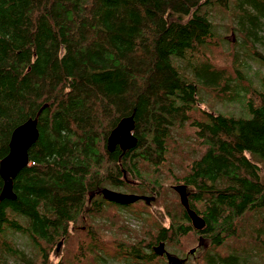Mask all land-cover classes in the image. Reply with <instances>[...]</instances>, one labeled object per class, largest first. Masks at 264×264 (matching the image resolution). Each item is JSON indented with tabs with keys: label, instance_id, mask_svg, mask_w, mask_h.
<instances>
[{
	"label": "trees",
	"instance_id": "trees-1",
	"mask_svg": "<svg viewBox=\"0 0 264 264\" xmlns=\"http://www.w3.org/2000/svg\"><path fill=\"white\" fill-rule=\"evenodd\" d=\"M253 60L264 67V0H0V162L17 127L33 117L39 131L15 199H0V264H168L161 244L186 264H264ZM204 94L238 110L204 108ZM128 116L136 146L109 151ZM183 137L200 156L178 152ZM168 181L186 186L202 229L180 200L166 205ZM109 185L151 204L91 196Z\"/></svg>",
	"mask_w": 264,
	"mask_h": 264
},
{
	"label": "water",
	"instance_id": "water-1",
	"mask_svg": "<svg viewBox=\"0 0 264 264\" xmlns=\"http://www.w3.org/2000/svg\"><path fill=\"white\" fill-rule=\"evenodd\" d=\"M135 119L133 116L123 118L116 128L111 132L107 141L109 151H114L117 147L128 150L136 146L137 137L134 134ZM39 136L38 119L30 118L25 123L17 127L10 138L9 152L0 162V176L4 181V186L0 199H15L13 192V180L19 172L29 163V149L35 144ZM174 190L179 194L182 205L187 209L188 215L194 228L200 230L204 227L205 221L195 211L189 208L188 193L185 185H177ZM107 201L122 205L136 203L140 197L134 194L116 192L110 189H102L101 192ZM159 255L166 253L168 264H186L185 260L169 254L164 244L156 249ZM195 249L190 251L191 254Z\"/></svg>",
	"mask_w": 264,
	"mask_h": 264
},
{
	"label": "rangeland",
	"instance_id": "rangeland-1",
	"mask_svg": "<svg viewBox=\"0 0 264 264\" xmlns=\"http://www.w3.org/2000/svg\"><path fill=\"white\" fill-rule=\"evenodd\" d=\"M225 27V25H224ZM225 34V33H224ZM226 40L227 41H230V42H236V39L235 37H233V35H229L226 37ZM220 63V62H218ZM252 65H253V69L254 70H259V72L261 73V75L264 77V67L260 65V63H258L257 61L253 60L252 61ZM253 83L255 85H257L258 81L253 79ZM204 97L206 98V102L202 105L204 108H207L209 105H215V108L218 110V111H221V112H226V111H229L230 110H238V105L236 104H223V103H215V101L213 102V99L209 97L208 94H204ZM179 142V148H178V152L181 154V155H191V158H194V157H198L201 155V151L199 149H197V147L188 139V138H185L183 137L180 141L178 140ZM194 149H197V154L193 155V150ZM191 161V160H190ZM190 161H186V158L183 159L182 157H178L177 158V162L174 161L172 162L173 163V166L177 169V172H179L180 169H183L184 171L186 170L187 168V165ZM176 163H177V166H176ZM181 163V164H179ZM186 167V168H185ZM179 175H181V173H178ZM167 186H175L174 184H170V181H168L166 183ZM168 201H165L166 205H169L171 201H177L179 200V196L176 194H174L173 191L170 192L169 196L167 197ZM152 211H156L157 214L160 216L163 217V208L158 204L156 206H154V208L151 209ZM124 213V216L127 217V219L132 223V225L134 227H138L139 224L137 223V219L133 218L129 213L128 211H122L120 213L123 214ZM165 223H168L167 220H164ZM14 238L16 239V241L18 242V244L22 247V248H25L27 250H29L31 247H30V244H29V241L26 237L22 236L20 233H16L14 235ZM192 250V249H191ZM193 260L191 259L190 262H192ZM117 264H124V263H117Z\"/></svg>",
	"mask_w": 264,
	"mask_h": 264
},
{
	"label": "flooded vegetation",
	"instance_id": "flooded-vegetation-1",
	"mask_svg": "<svg viewBox=\"0 0 264 264\" xmlns=\"http://www.w3.org/2000/svg\"><path fill=\"white\" fill-rule=\"evenodd\" d=\"M119 163H121V162H118V164ZM174 185H176V184H174ZM105 189V188H108V189H111V190H113V191H120V190H117L116 188H114V187H111L110 185L109 186H103V187H98L95 191H92L91 192V196H93V195H97V196H99L100 198H102V199H104V196H103V194L101 193L102 192V189ZM120 192H122V191H120ZM148 197V195L146 196V198ZM150 197V196H149ZM148 197V199L147 200H145V199H142V201L143 202H145L146 204H151V202H150V198ZM110 202V201H109ZM139 202V201H138ZM133 205V204H132ZM105 207H106V205H105Z\"/></svg>",
	"mask_w": 264,
	"mask_h": 264
},
{
	"label": "bare ground",
	"instance_id": "bare-ground-1",
	"mask_svg": "<svg viewBox=\"0 0 264 264\" xmlns=\"http://www.w3.org/2000/svg\"><path fill=\"white\" fill-rule=\"evenodd\" d=\"M37 117V116H36ZM33 118V117H32ZM175 163V162H174ZM120 164V163H119ZM134 164V163H133ZM179 164H181V163H179ZM118 165V164H117ZM141 166V165H140ZM176 166H177V163H176ZM142 167V166H141ZM138 168V167H137ZM147 170H148V167H147ZM141 171V170H140ZM164 173V172H163ZM151 174V173H150ZM158 176V175H157ZM163 177V176H162ZM132 179V178H131ZM102 181V180H101ZM104 181H106V180H104ZM109 183V182H108ZM163 184V183H162ZM181 184V183H180ZM141 186V185H140ZM149 187V186H148ZM151 190V189H150ZM144 192V191H143ZM140 194H142L143 195V193L141 192ZM148 195V194H147ZM98 197V196H97ZM149 197V196H148ZM128 207V206H127ZM254 212V211H253ZM259 212V211H258ZM256 213V212H255ZM253 214V213H252ZM255 216H256V214H255ZM250 217H252V216H250ZM158 222V221H157ZM159 223V222H158ZM206 223V222H205ZM25 251V250H24Z\"/></svg>",
	"mask_w": 264,
	"mask_h": 264
}]
</instances>
